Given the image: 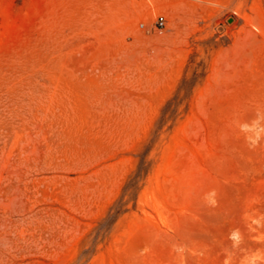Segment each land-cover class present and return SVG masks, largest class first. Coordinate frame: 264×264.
<instances>
[{"label": "rangeland", "instance_id": "374dc122", "mask_svg": "<svg viewBox=\"0 0 264 264\" xmlns=\"http://www.w3.org/2000/svg\"><path fill=\"white\" fill-rule=\"evenodd\" d=\"M120 1L0 0V264H264V0Z\"/></svg>", "mask_w": 264, "mask_h": 264}, {"label": "clouds", "instance_id": "9594fccd", "mask_svg": "<svg viewBox=\"0 0 264 264\" xmlns=\"http://www.w3.org/2000/svg\"><path fill=\"white\" fill-rule=\"evenodd\" d=\"M240 129L246 134L245 138L251 147L258 146L261 139H264V116L258 112L250 123L242 124Z\"/></svg>", "mask_w": 264, "mask_h": 264}, {"label": "built area", "instance_id": "2783aa9c", "mask_svg": "<svg viewBox=\"0 0 264 264\" xmlns=\"http://www.w3.org/2000/svg\"><path fill=\"white\" fill-rule=\"evenodd\" d=\"M165 23H166V18L163 15L159 16L156 20V24L159 25L160 27H163Z\"/></svg>", "mask_w": 264, "mask_h": 264}, {"label": "trees", "instance_id": "16d2710c", "mask_svg": "<svg viewBox=\"0 0 264 264\" xmlns=\"http://www.w3.org/2000/svg\"><path fill=\"white\" fill-rule=\"evenodd\" d=\"M111 211H112V209H111ZM120 211H121V210H118V211H116V215H114V216H110V218H112V221H114V220L116 219L117 214H119Z\"/></svg>", "mask_w": 264, "mask_h": 264}, {"label": "crops", "instance_id": "0c3cea01", "mask_svg": "<svg viewBox=\"0 0 264 264\" xmlns=\"http://www.w3.org/2000/svg\"><path fill=\"white\" fill-rule=\"evenodd\" d=\"M120 4H122V0L120 1Z\"/></svg>", "mask_w": 264, "mask_h": 264}]
</instances>
